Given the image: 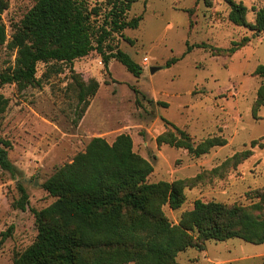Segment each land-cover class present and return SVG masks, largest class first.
<instances>
[{
  "label": "rangeland",
  "instance_id": "374dc122",
  "mask_svg": "<svg viewBox=\"0 0 264 264\" xmlns=\"http://www.w3.org/2000/svg\"><path fill=\"white\" fill-rule=\"evenodd\" d=\"M2 12L8 38L37 0H6ZM106 0H91L105 9ZM242 1L246 20L256 21L264 0ZM226 0H138L128 17L142 15L136 28L115 34L111 43L127 52L142 67L139 76L115 58L108 67L97 51L58 63L40 62L41 85L20 90L16 83L0 88L10 100L1 121V135L12 143L9 158L17 172L0 168V264H14L38 233L31 208L41 209L56 197L43 187L55 170L73 161L96 136L113 142L121 133L133 139L134 150L154 167L149 182L185 180V201L178 209L164 206L168 218L178 223L194 201H220L252 207L264 192V105L254 112L264 76L256 68L264 63V32L229 19ZM206 42L230 47L242 42L233 54H213L189 44ZM184 55V56H183ZM170 66L167 60L181 57ZM15 51L0 45V70L15 61ZM147 57L148 62L144 59ZM152 67H157L152 71ZM56 68H60L59 72ZM78 81L98 88L80 118ZM158 101H161L159 103ZM184 129L195 142L220 135L227 144L193 156L184 147L157 142V137ZM256 141V143H253ZM19 184L29 194L26 210L14 206ZM255 212H264V207ZM12 232L2 240V233ZM183 264H264V243L240 238L209 240L206 248H188L177 255ZM127 264H134L130 262Z\"/></svg>",
  "mask_w": 264,
  "mask_h": 264
},
{
  "label": "trees",
  "instance_id": "16d2710c",
  "mask_svg": "<svg viewBox=\"0 0 264 264\" xmlns=\"http://www.w3.org/2000/svg\"><path fill=\"white\" fill-rule=\"evenodd\" d=\"M138 0H106L105 9L91 0H37L24 17L13 25L8 38L2 12L8 7L0 0V45L15 51V61L0 70V88L16 83L20 90L41 85L37 76L40 62L73 63L75 59L97 51L108 67L117 59L134 75L143 67L127 52L111 43L115 34L139 26L142 15L129 18L132 4ZM231 9L229 19L264 32V7L257 11L256 21L246 20L248 7L242 1L226 0ZM242 42L215 47L206 42L189 44L210 49L213 54H233ZM184 56V55H183ZM181 57L167 60L170 66ZM61 69L56 68L59 72ZM264 76V63L255 71ZM81 118L89 105V96L98 83L89 86L78 81ZM9 98L0 92V168L17 172L9 158L12 143L1 135V121L9 106ZM161 103V101H158ZM264 105V82L258 89L254 112ZM170 130L160 134L157 142L184 147L198 157L216 146L227 144V138L216 135L195 142L182 128L165 121ZM256 143V141H253ZM153 164L134 150L128 133L119 134L113 142L101 136L93 137L85 151L72 162L58 167L43 183L56 199L48 206L35 209L38 233L34 241L17 253L14 264H183L177 255L188 248L204 250L206 242L240 238L246 242L264 243V192L252 207L197 199L191 210L183 212L178 223L172 222L164 206L178 209L185 201V180L149 182ZM21 196L14 206L26 210L29 194L19 184ZM12 226L2 233L5 240Z\"/></svg>",
  "mask_w": 264,
  "mask_h": 264
},
{
  "label": "water",
  "instance_id": "95a60500",
  "mask_svg": "<svg viewBox=\"0 0 264 264\" xmlns=\"http://www.w3.org/2000/svg\"><path fill=\"white\" fill-rule=\"evenodd\" d=\"M156 69H157V67H152V69H151V70H152V71H155Z\"/></svg>",
  "mask_w": 264,
  "mask_h": 264
},
{
  "label": "built area",
  "instance_id": "2783aa9c",
  "mask_svg": "<svg viewBox=\"0 0 264 264\" xmlns=\"http://www.w3.org/2000/svg\"><path fill=\"white\" fill-rule=\"evenodd\" d=\"M144 61L147 63L148 62V59H147V57L144 59Z\"/></svg>",
  "mask_w": 264,
  "mask_h": 264
}]
</instances>
